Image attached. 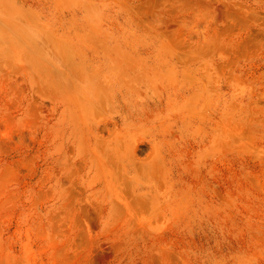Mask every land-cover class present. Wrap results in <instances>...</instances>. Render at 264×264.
<instances>
[{"label": "rangeland", "instance_id": "374dc122", "mask_svg": "<svg viewBox=\"0 0 264 264\" xmlns=\"http://www.w3.org/2000/svg\"><path fill=\"white\" fill-rule=\"evenodd\" d=\"M0 264H264V0H0Z\"/></svg>", "mask_w": 264, "mask_h": 264}]
</instances>
